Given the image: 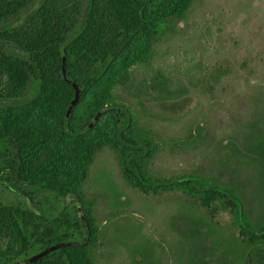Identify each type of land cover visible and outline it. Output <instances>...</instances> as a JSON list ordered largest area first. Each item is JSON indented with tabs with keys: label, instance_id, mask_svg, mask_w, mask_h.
I'll use <instances>...</instances> for the list:
<instances>
[{
	"label": "rangeland",
	"instance_id": "obj_1",
	"mask_svg": "<svg viewBox=\"0 0 264 264\" xmlns=\"http://www.w3.org/2000/svg\"><path fill=\"white\" fill-rule=\"evenodd\" d=\"M157 7L161 15V3ZM159 26L129 69L130 79L120 82V72L97 96L105 109L124 106L133 114L130 137L151 148L139 162L145 178L196 176L232 190L249 225L261 230L264 0H193L183 16ZM29 101V95L1 100L0 108ZM88 101L78 105L77 118ZM81 197L95 231L90 264H244L248 257L261 264L258 256L264 257V242L253 238L249 245L248 235L245 242L230 210L218 205L210 214L181 192L144 191L110 147L98 151ZM16 201L0 187L1 204ZM137 252H148L151 262H135Z\"/></svg>",
	"mask_w": 264,
	"mask_h": 264
},
{
	"label": "trees",
	"instance_id": "obj_2",
	"mask_svg": "<svg viewBox=\"0 0 264 264\" xmlns=\"http://www.w3.org/2000/svg\"><path fill=\"white\" fill-rule=\"evenodd\" d=\"M192 1L0 0V101L30 96L24 105L0 108V187L20 200L0 206V264H90L95 231L79 204L94 158L104 147L118 153L126 174L144 191L181 192L210 214L219 205L235 215L249 245L257 237L264 242V228L249 225L234 191L196 176L145 178L139 162L151 148L130 137L133 114L124 106L107 110L97 96L120 72V82L129 80V69L159 33V23L183 16ZM159 3L161 15L154 12ZM70 81L83 89L71 113ZM86 100V113L77 118V107ZM111 113L116 115L103 123ZM65 243L77 245L40 257ZM137 255L135 262L138 257L151 262L148 252ZM258 258L264 264V257ZM249 259L244 264H251Z\"/></svg>",
	"mask_w": 264,
	"mask_h": 264
},
{
	"label": "water",
	"instance_id": "obj_3",
	"mask_svg": "<svg viewBox=\"0 0 264 264\" xmlns=\"http://www.w3.org/2000/svg\"><path fill=\"white\" fill-rule=\"evenodd\" d=\"M62 73H63V76L65 78V80H68L67 79V75H66V62L64 61L63 63V69H62ZM70 84L72 85V87L74 88V92H75V96H74V99L73 101L71 102L70 106H69V109H68V112L71 113L74 108L77 106V104L79 103L80 99H81V95L83 93V89L82 87L75 83V82H71L70 81ZM103 112H100L98 113V115L96 116L95 120H99V118L102 116ZM77 244L75 243H65V244H62V245H59V246H56L50 250H48L47 252H44L40 255V257H44L46 254H48L49 252H52L54 250H58L60 248H64V247H73V246H76Z\"/></svg>",
	"mask_w": 264,
	"mask_h": 264
},
{
	"label": "flooded vegetation",
	"instance_id": "obj_4",
	"mask_svg": "<svg viewBox=\"0 0 264 264\" xmlns=\"http://www.w3.org/2000/svg\"><path fill=\"white\" fill-rule=\"evenodd\" d=\"M19 199H17V201L15 202V203H12L11 205H18V203H19ZM27 203V208H30V206H31V204H30V201H27L26 202ZM80 202L78 201L76 204L78 205ZM80 205V204H79ZM0 206H10V205H3V204H1L0 203ZM264 228V224H263V226H262V228L261 229H263ZM258 230V229H257ZM256 240L258 241L259 239H258V237L256 238Z\"/></svg>",
	"mask_w": 264,
	"mask_h": 264
}]
</instances>
